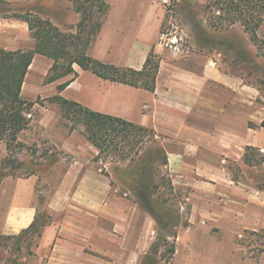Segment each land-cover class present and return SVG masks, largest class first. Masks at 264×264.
I'll list each match as a JSON object with an SVG mask.
<instances>
[{"label":"crops","instance_id":"1","mask_svg":"<svg viewBox=\"0 0 264 264\" xmlns=\"http://www.w3.org/2000/svg\"><path fill=\"white\" fill-rule=\"evenodd\" d=\"M7 1L42 6L44 11L52 12L50 20L59 28L71 23L72 27L76 26L72 32H78L76 23L81 20V13L74 8V0ZM105 1L108 10L100 18L101 27L88 54L116 66L141 69L153 51L159 58L155 90L103 79L77 64L74 65L76 76L46 83L53 60L36 54L26 74L22 96L28 99L52 97L58 94L59 84L73 78L60 93L64 98L151 127L158 135L176 141L179 150H168V166L176 173L177 182L191 184L190 193H202V190L214 193L212 186L220 193H248L242 212L232 205L220 209L222 214L234 209L246 215L229 223L224 230L264 228V219L253 214L260 205L252 203L255 199H247L252 191L235 181L222 165L233 150L241 151L247 146L264 149V126L260 122L256 121L255 127L241 128L249 86L241 76L222 70L208 55H175L163 47L158 42L166 18L162 0ZM35 46L36 39L25 20L0 18V47L16 50ZM255 111L260 117L264 107L259 106ZM222 118H226L225 121ZM56 145L71 160L60 159V163H66V169L53 188H47L52 184L47 177L43 180L46 188L40 190L43 181L37 173L8 175L0 181V235L20 233L36 220L38 213L46 211L50 222L43 228L36 251L38 261L45 264H104V261L137 264L141 248L147 249L150 244L146 242L143 247L140 240L149 229L148 213L110 193L109 178L100 173L95 161L99 150L82 132L74 129ZM256 193L263 194L257 201L264 204V191L258 189ZM140 213L139 235L135 236L133 247L134 219ZM198 261L190 259L191 263L198 264ZM205 261L216 264L220 260Z\"/></svg>","mask_w":264,"mask_h":264},{"label":"rangeland","instance_id":"2","mask_svg":"<svg viewBox=\"0 0 264 264\" xmlns=\"http://www.w3.org/2000/svg\"><path fill=\"white\" fill-rule=\"evenodd\" d=\"M44 1L40 0V2ZM91 1L74 0V8L79 3L90 5ZM210 1L178 0L173 8L171 13L173 21L187 30L190 35V49L185 55L187 56L188 53L189 55L194 53L208 55L225 72L241 76L245 84L249 86L246 90L244 122L241 123L243 124L241 128L243 127L245 130L249 126L255 127L257 122H260L261 125L264 121L262 120L264 114L260 113L259 117L255 110L259 106L262 109L264 107V55H262L264 49H260L250 39V35L244 31V27L240 23L234 24L227 30L214 29L210 24L208 12L205 10L206 4ZM26 12H31L32 17H40L52 22L50 20L53 17L52 12L44 11L42 6H28L26 3L13 4L7 0H0V18L16 17V14H25ZM58 15L60 16V13ZM93 16V22L102 17L96 9ZM169 16L170 14L166 11L163 24L166 23ZM93 22L87 27L85 35L93 26ZM78 23H76L77 29ZM52 24L58 27L53 22ZM59 29L70 34L76 30V26L72 27V24L68 23L66 27ZM257 33L260 37H264V22L257 29ZM92 37L95 39L96 36ZM81 45L82 43L72 45L70 50L78 51ZM156 59L159 60L157 55ZM31 100H35L36 104L31 114H27L30 117V124L17 136V141L22 144V147L14 142L11 149L8 150L7 142H0V177L5 173H12L15 176L37 173L42 181L47 177L51 178L52 184L47 186L50 189L59 182L62 172L66 169V163H60V159L65 158L66 162L71 160L68 154L58 148L57 142L59 143L74 129L84 134V126L63 117L58 103L51 101L50 97L43 99L36 97ZM222 119L225 121L226 118ZM251 119H254L255 122ZM167 138L156 133L153 142L147 139L146 148L141 152L144 154L141 156V160L135 154H133L134 159L123 160L119 157L120 153L110 152L98 159L99 154L95 157L100 173L109 178L110 193L122 197L125 201H130L134 206H139L140 211L148 213L149 229L144 232L140 240L143 241V247L146 242H150V244L147 249L141 248L142 253L137 264H195L191 263L190 259L193 261L199 259L198 264H211L210 261H205L210 258L220 260L216 264L221 262L224 264L225 262H229V264H264V252L257 240H254L256 237L250 235L251 231H260L264 229L263 227L257 230L250 228L244 230L242 227L237 230H224L238 217L242 219L246 217L245 213L240 212H242V208L246 207L244 197L248 193L238 195L220 193L221 191L215 186H212L214 193H206V190L200 191L202 193H190L191 184L177 182L176 173L170 171L168 163H164L165 153L168 157V150H179L176 141ZM155 147H158L156 150L157 161L152 163L153 155L149 152ZM245 151L246 148L241 151L233 150L230 158L222 165L226 167L235 181L242 184L247 191H252L249 193L251 196H248V201L252 198L256 201H252V203L260 205L253 210V214L255 217L259 216L264 219V204L257 201L260 200L258 197L263 194L256 193V190L259 189L258 186H262L264 189V163L248 165L244 162ZM261 151L264 154V149ZM10 158L14 161L9 162ZM173 174L175 175L172 176ZM44 183L43 181L39 187L40 190L46 188ZM228 205H232L233 208L239 207L238 211L240 212L233 209L230 213L222 214L220 209H223L222 206L229 207ZM39 214L38 223L49 220L46 211ZM141 215V213L136 215V219H134V231L131 237L133 247L135 236L139 235L137 227L139 228L141 225ZM248 216L250 215L248 214ZM223 222L226 224L223 225ZM221 227L223 228L221 229ZM43 228L44 226L33 233H22L21 231L18 234H9L13 237L0 235V264H45V261H38L36 257ZM172 245H175L174 253L171 250ZM200 253L207 254V258H203ZM133 256L136 258L137 254L134 253ZM103 263L109 264L105 261Z\"/></svg>","mask_w":264,"mask_h":264},{"label":"trees","instance_id":"3","mask_svg":"<svg viewBox=\"0 0 264 264\" xmlns=\"http://www.w3.org/2000/svg\"><path fill=\"white\" fill-rule=\"evenodd\" d=\"M75 4V3H74ZM75 9L81 13V20L78 23L77 34L65 33L48 20L40 17H32L31 12L16 14L15 16L25 20L33 37L36 39V46L33 49L7 50L0 47V142L6 141L8 150L12 144L22 147L18 142V134L30 124V117L36 101L22 96V87L28 69L36 54H42L53 60L46 83L54 82L60 78L77 75L74 65L77 64L85 70L103 79L122 82L135 87H141L154 91L156 87V75L159 69V60L156 54L151 51L141 69L130 67H119L111 63L102 62L90 54L88 48L92 42L93 35H96L101 27V20L93 22V26L86 34V29L94 19L95 9L103 16L108 5L105 0H92L90 5L79 3ZM210 24L214 29L227 30L236 23L244 27V31L250 35V39L264 49V37H260L257 29L264 22V0H211L206 4ZM90 23V24H89ZM215 36V35H212ZM82 43L78 51H71L72 45ZM264 55V52L262 53ZM73 80L58 85V94L50 97L51 101L58 103L63 117L79 122L84 126L86 138L97 147L99 155L105 153H120L123 160L134 159L135 154L141 160L144 154L141 152L146 148L147 139L155 140L156 132L153 128L143 126L121 117L101 113L92 110L76 101L64 98L60 93ZM261 126H264V121ZM158 147L152 148L149 154L153 155L151 162L157 161ZM256 147L248 146L244 153V162L248 165H261L264 163V154ZM9 162L14 159H8ZM164 163H168L165 153ZM22 164V163H21ZM13 175L5 173L0 177ZM263 190L262 186H258ZM137 190V189H136ZM45 215V214H44ZM36 220L22 233L37 232L41 227L47 225L49 220L37 222ZM250 235L256 237L257 242L264 252V229L251 231ZM9 236L10 235H3ZM172 253L175 252V245H172Z\"/></svg>","mask_w":264,"mask_h":264},{"label":"built area","instance_id":"4","mask_svg":"<svg viewBox=\"0 0 264 264\" xmlns=\"http://www.w3.org/2000/svg\"><path fill=\"white\" fill-rule=\"evenodd\" d=\"M178 0H162L166 11L170 14L168 20L162 25L158 35V42L175 55H184L189 51V33L178 23L173 21V8Z\"/></svg>","mask_w":264,"mask_h":264}]
</instances>
